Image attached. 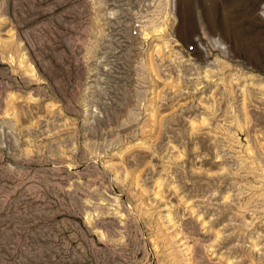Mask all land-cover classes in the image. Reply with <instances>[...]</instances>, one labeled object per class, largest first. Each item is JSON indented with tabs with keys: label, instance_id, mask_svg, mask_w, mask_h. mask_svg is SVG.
Returning a JSON list of instances; mask_svg holds the SVG:
<instances>
[{
	"label": "rangeland",
	"instance_id": "obj_1",
	"mask_svg": "<svg viewBox=\"0 0 264 264\" xmlns=\"http://www.w3.org/2000/svg\"><path fill=\"white\" fill-rule=\"evenodd\" d=\"M263 8L0 0V264H264Z\"/></svg>",
	"mask_w": 264,
	"mask_h": 264
},
{
	"label": "built area",
	"instance_id": "obj_2",
	"mask_svg": "<svg viewBox=\"0 0 264 264\" xmlns=\"http://www.w3.org/2000/svg\"><path fill=\"white\" fill-rule=\"evenodd\" d=\"M139 27V25L137 24V25H135V28L136 29H134V34H136V30H137V28ZM189 52H192V51H194V46H190V47H188V49H187Z\"/></svg>",
	"mask_w": 264,
	"mask_h": 264
},
{
	"label": "bare ground",
	"instance_id": "obj_3",
	"mask_svg": "<svg viewBox=\"0 0 264 264\" xmlns=\"http://www.w3.org/2000/svg\"><path fill=\"white\" fill-rule=\"evenodd\" d=\"M264 9V8H263ZM158 30H160V28H158ZM157 29H156V31H158ZM149 33H145L144 34V37H146V39H148V37H147V35H148Z\"/></svg>",
	"mask_w": 264,
	"mask_h": 264
}]
</instances>
